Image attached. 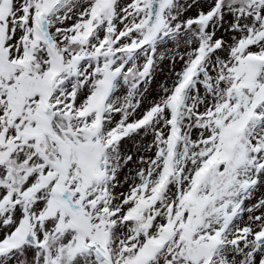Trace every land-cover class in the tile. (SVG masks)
Here are the masks:
<instances>
[{
  "label": "snow or ice",
  "instance_id": "snow-or-ice-1",
  "mask_svg": "<svg viewBox=\"0 0 264 264\" xmlns=\"http://www.w3.org/2000/svg\"><path fill=\"white\" fill-rule=\"evenodd\" d=\"M0 264H264V0H0Z\"/></svg>",
  "mask_w": 264,
  "mask_h": 264
}]
</instances>
